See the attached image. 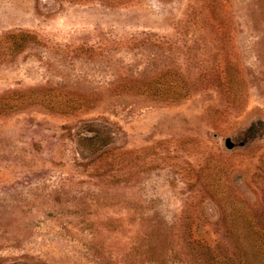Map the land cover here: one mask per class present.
<instances>
[{
	"label": "rangeland",
	"instance_id": "1",
	"mask_svg": "<svg viewBox=\"0 0 264 264\" xmlns=\"http://www.w3.org/2000/svg\"><path fill=\"white\" fill-rule=\"evenodd\" d=\"M0 264H264V0H0Z\"/></svg>",
	"mask_w": 264,
	"mask_h": 264
}]
</instances>
